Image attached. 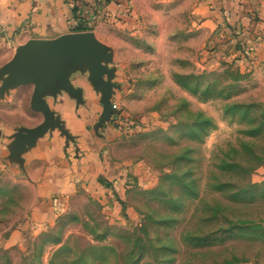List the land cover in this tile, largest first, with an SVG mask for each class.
<instances>
[{
	"label": "rangeland",
	"instance_id": "rangeland-1",
	"mask_svg": "<svg viewBox=\"0 0 264 264\" xmlns=\"http://www.w3.org/2000/svg\"><path fill=\"white\" fill-rule=\"evenodd\" d=\"M156 40L115 87L112 152L139 169L126 193L133 219L114 222L80 192L53 225L11 244L31 167L0 147V264H264V54L222 60L173 39L164 53ZM2 99L0 119H12ZM245 221L262 230L227 232Z\"/></svg>",
	"mask_w": 264,
	"mask_h": 264
},
{
	"label": "crops",
	"instance_id": "crops-1",
	"mask_svg": "<svg viewBox=\"0 0 264 264\" xmlns=\"http://www.w3.org/2000/svg\"><path fill=\"white\" fill-rule=\"evenodd\" d=\"M75 32L93 33L107 58L96 77L85 57L71 58L67 46L58 60L63 82L42 85L49 115L35 108L32 82L6 85L8 73L0 72V97L13 103L4 111L12 119H0V147L18 166L31 167L33 188L26 221L12 231L11 244L22 242L24 229L53 225L80 192L114 222L131 221L126 193L140 177L138 167L112 152L119 132L111 121L120 99L115 87L153 39L164 53L173 39L210 58L263 55L264 0H0V67L30 39L53 41ZM24 100L29 112L20 105ZM102 118L109 120L99 124Z\"/></svg>",
	"mask_w": 264,
	"mask_h": 264
},
{
	"label": "water",
	"instance_id": "water-1",
	"mask_svg": "<svg viewBox=\"0 0 264 264\" xmlns=\"http://www.w3.org/2000/svg\"><path fill=\"white\" fill-rule=\"evenodd\" d=\"M67 46H70L71 58L84 56L94 75L100 76L102 72L100 60L107 58L106 48L95 39L93 33L75 32L53 41L30 39L18 46L14 57L1 70L8 73L5 84L32 82L35 108L49 115L41 98L42 85L54 84L55 79L63 82L64 73L58 68V60ZM106 119L102 118L99 124H103V120Z\"/></svg>",
	"mask_w": 264,
	"mask_h": 264
},
{
	"label": "trees",
	"instance_id": "trees-1",
	"mask_svg": "<svg viewBox=\"0 0 264 264\" xmlns=\"http://www.w3.org/2000/svg\"><path fill=\"white\" fill-rule=\"evenodd\" d=\"M78 9V6L75 5L74 6V10L76 11ZM229 26V25H227ZM85 27H83L82 25H79L77 27V30H84ZM229 165H232V167H234L233 169L235 168H238V169H241L242 168V165L241 164H236V163H232V164H229ZM225 186V185H223ZM220 187V186H219ZM219 187L217 186V188L219 189ZM247 192L246 190V187L244 188H241L239 189L238 191H235V196H239V197H243L245 195V193ZM230 227L227 229V232H236V231H240L242 229H244L245 231L249 232V233H258L260 230V228H258L259 226L256 224V223H247V221L243 222V223H239V222H231L230 223ZM210 236L208 235H203V236H196L195 237V240L201 244L205 243L207 240H209Z\"/></svg>",
	"mask_w": 264,
	"mask_h": 264
}]
</instances>
